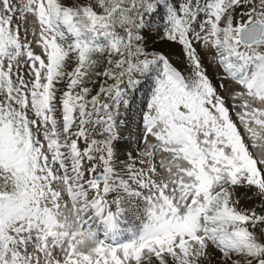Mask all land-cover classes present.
Returning <instances> with one entry per match:
<instances>
[{
    "label": "snow or ice",
    "instance_id": "1",
    "mask_svg": "<svg viewBox=\"0 0 264 264\" xmlns=\"http://www.w3.org/2000/svg\"><path fill=\"white\" fill-rule=\"evenodd\" d=\"M0 264H264V0H0Z\"/></svg>",
    "mask_w": 264,
    "mask_h": 264
},
{
    "label": "rangeland",
    "instance_id": "2",
    "mask_svg": "<svg viewBox=\"0 0 264 264\" xmlns=\"http://www.w3.org/2000/svg\"><path fill=\"white\" fill-rule=\"evenodd\" d=\"M177 3H182V0H176ZM34 24V18L29 17L28 18V25L31 26ZM29 39H32L31 36H29ZM148 47L151 49H155L156 51H163L167 54H169L170 59L172 60L173 64L180 69L181 71H185V62L183 60V57L181 55V50L180 47L178 45L175 44H170L167 42H161L159 39H155L149 40V44ZM198 51H199V45L196 46ZM37 53L40 52L39 48L35 49ZM201 56L204 57V53L201 52ZM203 65L204 67L207 69V74L208 76L212 79L213 84H215L217 86V90L220 91L219 89V84L221 83L220 79H219V75L222 74V69L219 65H216L215 67L209 63L208 58L205 57L203 59ZM69 70H71V66L69 67ZM148 85V94L149 97L151 95V90L153 87V84L151 81L145 82ZM151 87H150V85ZM146 87V86H145ZM237 87L236 85L232 84L231 82H228V88L229 91L233 88ZM220 94L222 96H224L227 100L228 106L231 107V103L232 101L230 99H228L229 96V92L228 91H221ZM148 103L145 102L144 104L140 105L139 107H132V112L129 115L128 113H124L121 116V121L123 123H127L128 120H132L134 121V123L131 125V132L133 134H135L137 132V128L140 124V115L141 112L144 110V106ZM133 105H135V103H133ZM121 111L123 112V109H121ZM125 117H127V120L125 119ZM57 119H60V115L59 112L57 113ZM123 126V124H122ZM123 139H129V136L127 134L124 135ZM133 140H137V137L135 135L132 136ZM151 139V138H150ZM81 147H84V145H81ZM119 151H120V156L119 159L120 160H124L125 157L123 155L124 151L131 147L130 145H125L123 143H120L117 145ZM133 155H135V152L132 153ZM90 165H88L87 163L85 164V169H87V167H89ZM65 199H67V197H65ZM133 204H137L139 207L142 208V205L139 204L138 201L132 200L128 203H126L125 207H126V211L125 214L121 217V227L122 228H128L129 226H138L139 221L136 220L135 216H136V210L132 208ZM244 207H251L250 204H245ZM217 256H219V254L217 253Z\"/></svg>",
    "mask_w": 264,
    "mask_h": 264
},
{
    "label": "trees",
    "instance_id": "3",
    "mask_svg": "<svg viewBox=\"0 0 264 264\" xmlns=\"http://www.w3.org/2000/svg\"><path fill=\"white\" fill-rule=\"evenodd\" d=\"M159 17H156V21H157V23L159 22ZM143 82H142V84L139 86V88L136 90V92H135V99H134V101L133 102H135V103H138V101L140 100V98H141V95L142 94H144V90H145V88L143 87ZM89 87H92L93 88V94H95L96 93V91H98V89H99V83H97V84H95V85H88Z\"/></svg>",
    "mask_w": 264,
    "mask_h": 264
}]
</instances>
